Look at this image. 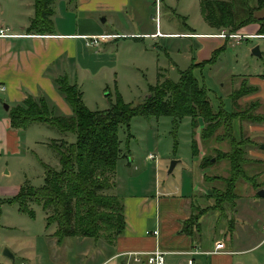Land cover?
<instances>
[{
  "label": "crops",
  "instance_id": "crops-1",
  "mask_svg": "<svg viewBox=\"0 0 264 264\" xmlns=\"http://www.w3.org/2000/svg\"><path fill=\"white\" fill-rule=\"evenodd\" d=\"M202 1L53 0V31L49 35L29 31L35 17L34 0L3 1L0 7V28H7L10 37L0 38V86L4 88L0 92V108L3 110L0 118V155L8 144L11 145L12 153H16L14 146L18 150L17 136L20 129L10 127L7 116L11 108L21 105L27 97L43 98L53 115L71 117L72 109L58 91L55 79L66 75L69 83L78 87L76 77L80 59L86 62L84 70L93 66L89 65L91 63L97 65L102 54L104 58L105 53L111 50L116 52L119 41L185 38L196 42L197 54L195 59L192 57V65L209 61L214 53L226 47L227 40L213 36L219 31L204 21L201 14ZM263 16L264 10L256 13L257 18ZM248 27L242 29L241 32L245 33L243 37L263 40L264 37H255L260 36L255 24ZM99 36L107 38L97 47L86 46L88 40L85 38ZM88 49L91 50L88 52ZM262 76L264 71L260 70L238 76L240 81L249 83V87L255 90L248 97L250 101L259 102L260 107H264ZM4 106H7V110H4ZM31 126L56 132L44 124ZM261 131L264 133V127ZM56 133L49 147L58 157L54 144H60L57 142L60 140L71 144L68 141L71 134ZM260 151V162L263 163L264 144ZM203 154L199 151L197 156L192 155L193 170L188 182H182L181 179L179 185L172 186L168 182L164 185L152 181L149 188L140 189L122 182L119 174L123 175L130 168V163L121 160V166L117 164L116 167L114 180L117 188L113 192L123 206L124 229L120 236L115 239L101 237L97 241L80 237L59 239L55 236L56 225L46 227L45 213L38 205L45 224L42 239L33 237L27 239V243H21L11 235L16 229H0L3 242L0 264H62L59 263V255L63 257L65 253L72 254V262L67 264H125L131 262V258L125 254L155 250L164 253V264H241L239 259L242 256H248L253 264H260L252 253L264 238L253 245L255 233L250 220L256 218L255 211L261 212L264 217V198L258 196V192L264 190V169L258 177L263 184L257 189L254 187L242 198L235 193L237 181L235 199L217 208L216 196L211 192L217 195L220 191L208 185L222 183L219 179L221 176H209L210 166L204 169L200 167L205 157ZM4 196L8 195L0 192V199ZM31 205L36 204L29 203L27 207ZM263 228L264 225L262 232ZM36 239H39L40 245L36 244ZM219 244L223 248L219 253H214ZM4 249L11 252L13 260L3 256ZM131 264H144V261Z\"/></svg>",
  "mask_w": 264,
  "mask_h": 264
},
{
  "label": "rangeland",
  "instance_id": "rangeland-1",
  "mask_svg": "<svg viewBox=\"0 0 264 264\" xmlns=\"http://www.w3.org/2000/svg\"><path fill=\"white\" fill-rule=\"evenodd\" d=\"M3 1L5 2V0H0V7ZM256 26L259 28L258 25ZM245 27L233 34H230L227 29H217L218 34L213 36L222 39L218 36L223 33L224 35L243 37L245 33L241 31ZM255 37L263 38L264 36L256 35ZM223 40H227L226 47L216 53L214 62L193 69L192 74L199 85L206 90L210 105L215 112H219L221 109L226 113L233 111L239 117L234 121L233 137L240 142L246 162L249 163L244 165V173L247 178L252 179L250 182L238 180L235 193L244 198L255 189L254 187L257 189L260 184H263L258 177L264 169L262 166L264 162H260L259 155L262 154L260 149L264 144V133L261 131L264 127V107H260V103L257 101H250L248 97L251 93L249 92V83L240 81L238 76L250 75L259 70L264 71V38L263 40L245 38L239 41L233 38H224ZM118 43L120 44L117 45L116 52L111 50L105 53L104 58V54H102L97 65L91 63L89 65L93 66H88L84 70L86 62H83L82 57L77 64L79 72L76 83L83 92L84 105L89 111H105L110 104H115L118 99L133 106L142 104L149 95V88L164 79L178 84L182 73L193 66L192 57L195 59L197 54L195 41L179 37L164 38L160 41L145 39L144 41L127 40ZM256 46L263 54L260 58L252 55V50ZM238 90H248V94L237 99L234 103L232 98ZM2 116L1 107L0 118ZM172 120L169 117H134L129 126H121L118 129L120 157L117 164L121 166V160H127L130 163V168L126 169L123 175L119 174L122 182L126 185L129 183L136 189L149 188L152 181L164 185L168 182L172 186L179 185L181 179L182 182L184 180L188 182L193 170L191 140L197 144L198 153L200 151L204 153L203 156L214 159L213 163L207 162L210 166L208 175L221 176L219 179L223 181L228 178V161H216V155L208 151V147L206 148L201 143V126L194 131L192 136L190 119L185 118L179 121L176 126L173 125ZM198 124L202 125L201 119L198 120ZM56 136V132L46 128L27 127L18 131V150L13 145L16 153L10 151L11 145L8 144L0 155V192L8 195L3 197L5 199L2 197L0 199V229H16L11 235L21 243H27V239L33 237L42 239L45 233L43 214L38 205H31L28 210L33 212L32 218L28 214L20 213L17 202L8 203V200H11L12 196L17 194L21 188L37 189L44 185V172L41 164L55 170L60 169L58 157L49 147V143ZM68 141L69 143L75 142V136L69 135ZM229 144L225 140L219 145H213V142H210L208 146L209 148L218 147L222 152H229ZM149 154L156 155V160H148ZM175 159H179L177 161L180 163L173 173L168 174L169 165ZM5 170L7 172H4ZM250 176H256V178ZM113 181L112 179L111 182ZM212 186L220 191L217 194L226 189L223 182L208 185L210 188ZM116 188L115 183V187L108 193H113ZM211 193L214 197L217 196L213 192ZM219 203L221 205L225 202L219 198ZM215 205L217 206V203ZM255 214L256 218L250 220V226L255 233L253 245H257L264 238L262 232L263 214L256 211ZM261 220L263 221L261 222ZM192 221L193 219L190 222ZM36 244L40 245L39 239H36ZM2 248L3 242L0 238V249ZM252 254L264 264V241L255 248ZM59 259V263H71L72 254L65 253L63 257L59 255ZM239 260L241 264H253L248 256H242Z\"/></svg>",
  "mask_w": 264,
  "mask_h": 264
},
{
  "label": "trees",
  "instance_id": "trees-1",
  "mask_svg": "<svg viewBox=\"0 0 264 264\" xmlns=\"http://www.w3.org/2000/svg\"><path fill=\"white\" fill-rule=\"evenodd\" d=\"M52 3L53 0H34L35 17L30 32L38 35L52 33ZM263 10L264 0H205L201 3L205 22L211 28L227 29L230 34L255 24L259 27L257 34L264 36V16L256 17V13ZM216 53L209 61L195 64L182 73L178 84L164 79L150 87L149 95L137 106L118 99L105 111H89L79 88L71 85L67 76L63 75L57 77L55 83L72 109L71 117L53 115L43 98L27 97L21 105L11 108L7 116L11 128L24 130L32 124H44L59 134L74 135L75 142L57 141L60 144L54 145L60 169L41 164L44 185L37 189L21 188L8 203L17 202L19 211L32 218L33 212L28 210L27 205L34 203L41 206L46 216V227L55 224V236L59 239L80 237L97 241L101 237L115 239L120 236L124 229L123 206L117 195L108 191L115 187V171L120 157L118 129L129 126L134 117H169L173 119L174 126L188 118L192 136L202 126L201 143L216 155V161L226 160L229 163V177L222 180L226 189L216 196L217 208L220 206L219 198L223 202L234 200L236 182L250 180L243 170L247 164L244 152L240 142L233 137L234 121L239 117L233 111L226 113L221 109L215 112L206 90L192 74L193 69L213 63ZM254 91L249 89V92ZM246 94L248 90H238L232 102ZM200 119L202 125L198 124ZM225 140L230 143L229 152L208 146L210 142L219 145ZM191 150L194 157L198 155L194 140H191ZM212 158L205 156L200 167L209 166L207 162L212 163ZM183 232L187 233V230L183 229Z\"/></svg>",
  "mask_w": 264,
  "mask_h": 264
},
{
  "label": "built area",
  "instance_id": "built-area-1",
  "mask_svg": "<svg viewBox=\"0 0 264 264\" xmlns=\"http://www.w3.org/2000/svg\"><path fill=\"white\" fill-rule=\"evenodd\" d=\"M5 37H10L8 35V29L7 28H0V38H5ZM218 37H221L222 39L224 38H233L236 39L237 41L245 39V37H240V36H232V35H224L221 33ZM107 38V36H99V37H88L85 38L88 40L86 42V46L89 47H94L99 44L100 41H104ZM4 91V88L0 86V92ZM148 160H155L156 156L149 154L147 156ZM264 232V228H263ZM223 248V245L219 244L216 245V250L214 253H219L220 250ZM127 255L128 258H131V262H127L125 264H131V263H140L142 260L144 261V264H164V253L160 252L158 250L152 251V252H147V253H128L125 254ZM25 264V263H23Z\"/></svg>",
  "mask_w": 264,
  "mask_h": 264
},
{
  "label": "water",
  "instance_id": "water-1",
  "mask_svg": "<svg viewBox=\"0 0 264 264\" xmlns=\"http://www.w3.org/2000/svg\"><path fill=\"white\" fill-rule=\"evenodd\" d=\"M252 55L253 56H256V57H261V53H260V50H259V47H254L253 50H252ZM4 110H7V106H4ZM211 162H214V159H211ZM178 161L177 160H173L171 161L170 165H169V169H168V174H171L174 167L177 165ZM258 196H260L261 198H264V190H261L258 192ZM3 256L10 259V260H13V256L11 254V252L8 250V249H4L3 252H2Z\"/></svg>",
  "mask_w": 264,
  "mask_h": 264
}]
</instances>
